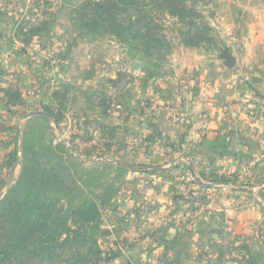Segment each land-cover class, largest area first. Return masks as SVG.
Listing matches in <instances>:
<instances>
[{
    "label": "rangeland",
    "instance_id": "rangeland-1",
    "mask_svg": "<svg viewBox=\"0 0 264 264\" xmlns=\"http://www.w3.org/2000/svg\"><path fill=\"white\" fill-rule=\"evenodd\" d=\"M86 1L0 0V17H5L13 46L11 54L0 56V202L6 200L17 211L23 204L32 224L30 238L23 240L21 251L15 246L10 264H21L20 257L25 264H92L91 245L96 240L95 254L103 258L99 264H175L168 258L175 254L173 243L181 237L200 248L208 229L204 223L214 225L209 245L224 244L218 252L220 264H264V183L258 185L249 176V167L232 173L247 180L237 178L230 184L231 192L244 193L221 204L223 185L205 183L206 176L187 160L180 158L167 169L136 164L146 177L143 182L136 179L140 173L132 169L135 164L128 152L152 141L148 135L153 133L146 129L156 133L163 115H177L166 100L182 81L192 85L204 81L209 88L211 75L222 71L254 82L251 67L263 64L264 56L252 60L248 54L239 67L236 62L230 65L227 56L247 52L242 36L264 21V0H185L184 17L149 4L146 9L158 24L154 35L160 41L156 46L143 44L140 50L118 40L107 27L87 28L89 18L81 14ZM12 54H23L31 62L35 77L29 88L22 73L27 70H19L27 61L19 64L11 60ZM9 70L12 77L11 72L6 74ZM120 74L130 79L121 91L112 81ZM17 77L21 84H10L9 79ZM161 85L171 96L153 100ZM254 107L264 113L260 111L264 102L248 105ZM129 160L131 166L126 165ZM219 177L209 180L234 181ZM169 178L178 190L162 209V202L153 203L148 192L155 189L161 194ZM223 178L227 180H219ZM194 179L201 184H193ZM257 186L261 189L255 190ZM259 190L260 197L249 194ZM94 202L99 217L88 221L82 213L88 216ZM251 207L261 209L262 217L247 221L250 234L235 233L233 214ZM2 220L0 253L7 231ZM165 225L173 228L175 239L166 240ZM9 233H14L11 228ZM159 246L164 255L155 254ZM201 253L197 256L210 254ZM141 254L146 255L145 262L137 261Z\"/></svg>",
    "mask_w": 264,
    "mask_h": 264
},
{
    "label": "crops",
    "instance_id": "crops-1",
    "mask_svg": "<svg viewBox=\"0 0 264 264\" xmlns=\"http://www.w3.org/2000/svg\"><path fill=\"white\" fill-rule=\"evenodd\" d=\"M4 21L5 17H0V56L7 55L8 51L11 54L10 49H13L12 43L10 46L8 42L9 33ZM258 25L257 30H254L253 27L247 34L244 33L245 35L242 36L247 40L245 48L247 52L239 51V56L236 58V67L240 66L241 62H243L242 58L248 54L251 55L252 60L256 56H264V31L262 29L259 30L260 27L264 28V21L259 22ZM243 53H245L244 56ZM23 57V54H18L12 57L11 60L14 59L19 64L27 61L25 65L21 64L19 66V70H27V72L25 71L26 73L23 71L22 73L23 77L27 78V83L25 84L29 88L34 74H32L31 62L26 57V60H24ZM17 67L14 65V68ZM10 72L12 77V70H9L6 74L9 75ZM251 74L255 80L247 83L242 81L234 72L231 75L221 71L211 75L212 81H210V84L208 83L209 88L205 87L204 81L199 82L197 85H192L189 81L186 83L182 81L175 90H172V94L170 90L164 89L167 87L163 85L160 88L158 87L156 91H158L159 95L157 94V96L154 93L153 100L157 97L165 99L162 95H165L166 98L172 95L168 98L169 101L166 100L170 103V106L167 105V107L172 109L177 115H163L156 124L157 130L155 132L158 133L157 135L154 133V129H146L147 133H153L148 135L152 137V141H146L144 145L139 144L137 149L132 150L134 154L132 151H128L135 164L133 165L132 163V169L134 172L140 173L136 179L143 181L142 177H145H141L140 169L136 164H149L152 167L167 169L181 158V160H187L192 168L206 176L208 180H204L205 183L223 185L222 187L219 186L221 204H225L224 201L228 197L233 199V196L237 198L239 195L237 193H244L236 189L231 192V188H233L231 183L235 182L237 178L240 177V181L247 180L246 177H243L244 175L233 177V172L249 167V176H252V179H256L258 185H262L264 183V123L258 119V116L261 115L260 117H263L264 113L259 114V108L257 107L249 109L248 105L252 107L264 102V61L263 64H256L251 67ZM18 75L19 77L22 76L21 73H18ZM205 76H207V73ZM20 79L18 77L14 80L9 79V82L16 86L17 83L21 84L19 82ZM150 93L147 91L145 95L150 97ZM140 96L143 97L142 93H140ZM260 111H264V108ZM252 116L255 117L252 118ZM166 120L168 123L173 121L172 126ZM168 143L173 148H170V145L167 147ZM182 149L185 150L180 153ZM136 153H139V156H136ZM129 164H131V160L126 163V165ZM220 175L226 176V178L233 177L234 181L220 183L209 180L214 177L218 179ZM157 179H159V182L163 180L161 177ZM163 183L168 184V186L166 185V187L161 189L163 196H159L161 194H158L155 189L150 190L148 195L154 199L153 203L161 201L162 209H166L171 197L178 189L176 182L171 178ZM258 189H261V187H255V190ZM252 193L253 195H261L260 190L258 192H249V194ZM165 202L168 203L165 204ZM262 214L263 211L261 209L252 207L234 213L235 233L250 234L252 229L247 221L255 223L262 217ZM256 215L258 219L255 217ZM205 225L208 226V229L205 231V241L200 248L196 249L194 245L187 241L185 242L179 237L173 243L175 254L168 258L173 260L175 264H220L222 256H219L218 252H220L224 244L212 242V245H209L210 240L213 241V239L209 240V238L210 230L214 225L204 223L202 226ZM163 227H165L163 230L167 229V233L164 234L166 240L175 239L173 238L175 236L173 228L170 229L167 225ZM237 237H241V235H237ZM237 244L238 242L235 243V245ZM160 246L155 250V254L164 255L163 246L161 248ZM199 251H202L203 254L204 252H209L210 254L204 257L197 256ZM141 255V258H136L137 261L145 262L146 255ZM226 261L227 259L223 257V262L225 263ZM227 263H230V261H227Z\"/></svg>",
    "mask_w": 264,
    "mask_h": 264
},
{
    "label": "trees",
    "instance_id": "trees-1",
    "mask_svg": "<svg viewBox=\"0 0 264 264\" xmlns=\"http://www.w3.org/2000/svg\"><path fill=\"white\" fill-rule=\"evenodd\" d=\"M149 4L169 8L170 13L174 15L179 14L182 17L188 15L185 0H88L84 3L81 14L82 17L89 18V22L84 24L87 28L98 31L102 27H107L106 29L112 32L118 40L134 46L133 48L136 50H140L143 44L156 46V42L160 41L154 35L155 30L158 29V24L146 9ZM121 14L124 17L120 16ZM11 95L13 94L11 93ZM48 114L55 116L52 112ZM219 180L225 181L227 179ZM192 183L201 184L199 179H194ZM88 209H90L89 215L87 216L85 211L82 215H85L88 221L96 220L99 217L98 204L94 202ZM18 210L6 200L0 202V219H3L1 224L3 223V228L7 230L4 234V248L0 253V264H10L9 261H11L15 246L19 245L18 250L21 251L23 240L30 238L29 230L32 224L31 222L28 223L29 219L23 213V204ZM28 212L31 213L29 216L33 215L29 209ZM36 221L39 227H44V225H40V219ZM10 228L11 231L13 230V234L9 233ZM54 232L56 233V231ZM55 233H52L51 236L55 237ZM97 249H99V246L96 240V245H91L90 255L95 260L92 264H99V261L103 259L95 254ZM20 261L21 264H25L22 257H20Z\"/></svg>",
    "mask_w": 264,
    "mask_h": 264
},
{
    "label": "water",
    "instance_id": "water-1",
    "mask_svg": "<svg viewBox=\"0 0 264 264\" xmlns=\"http://www.w3.org/2000/svg\"><path fill=\"white\" fill-rule=\"evenodd\" d=\"M227 57L230 60V65H234L236 62V58L232 54H228ZM112 81L119 91L123 90L130 83V79L125 74L118 75V77L116 79H113Z\"/></svg>",
    "mask_w": 264,
    "mask_h": 264
}]
</instances>
